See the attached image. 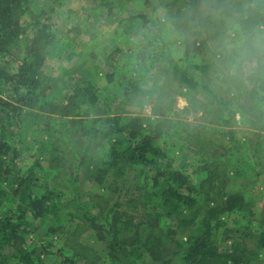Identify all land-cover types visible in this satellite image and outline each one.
I'll return each instance as SVG.
<instances>
[{"label": "rangeland", "instance_id": "rangeland-1", "mask_svg": "<svg viewBox=\"0 0 264 264\" xmlns=\"http://www.w3.org/2000/svg\"><path fill=\"white\" fill-rule=\"evenodd\" d=\"M192 1L62 0L53 14L57 42L47 51L44 97L66 103L74 88L90 85L99 98L77 117L25 108L13 138L18 166L35 169L38 192L49 188L57 196L28 239L38 254L42 243L52 250L41 252L42 264H66L65 257L73 264H125L110 257V223L119 212L148 227L135 186L152 185L166 160L145 174L120 166L104 184L85 178L79 160L84 152L103 159L111 146L121 149L118 128L136 114L161 123L166 134L157 144L193 182L211 172L216 191L244 196L241 209L223 216L217 239L222 248L243 242L252 264H264L257 243L264 231V53L249 50L241 58L240 35L231 31L247 0ZM33 2L39 12L45 0ZM142 64L148 68L139 73ZM175 68L189 70L196 85L182 82ZM134 76L142 94L131 88ZM9 181H0V216L15 207Z\"/></svg>", "mask_w": 264, "mask_h": 264}, {"label": "trees", "instance_id": "trees-1", "mask_svg": "<svg viewBox=\"0 0 264 264\" xmlns=\"http://www.w3.org/2000/svg\"><path fill=\"white\" fill-rule=\"evenodd\" d=\"M61 3L62 0H45L38 12L33 0H0V181L10 180L15 204L12 213L0 216V264H8L11 259L18 264H42L41 252H52L42 243L38 254L40 247L28 243L36 221L58 202L55 191L49 188L37 191L33 167L23 172L16 162L19 150L13 138L24 124V109L77 117L85 104L95 105L99 98L90 85L74 88L66 103L44 97L47 51L57 42L53 14ZM196 3L193 0L191 6ZM241 12L234 17L241 27L238 36L252 33L264 23V0H247ZM176 25L183 24L179 21ZM18 50H22L20 55L15 52ZM147 68V64H142L139 73ZM175 71L189 87L196 85L189 70L175 68ZM109 80L112 81V76ZM130 81L134 93L142 94L137 77ZM118 132L124 134L119 141L122 148L111 146L108 158L98 159L89 152L80 157V168L91 182L104 184L111 171L120 166L137 168L145 174L147 166L158 165L161 160L166 163L151 178L152 185L144 180L135 186L139 191L137 197H141L142 205L149 211L148 227L135 223L131 217L125 216L124 220L119 212L114 215L108 241L111 258L125 264H252L243 242L235 239L229 248H222L217 239L225 225L223 216L243 207L241 193L216 191L218 186L211 172L195 183L189 174L175 168L167 150L157 144L166 131L156 120L136 114L126 119ZM166 221L171 224L164 226ZM257 243L264 253V231ZM145 253L151 256L150 260ZM63 263L73 264L70 257H65Z\"/></svg>", "mask_w": 264, "mask_h": 264}, {"label": "clouds", "instance_id": "clouds-1", "mask_svg": "<svg viewBox=\"0 0 264 264\" xmlns=\"http://www.w3.org/2000/svg\"><path fill=\"white\" fill-rule=\"evenodd\" d=\"M231 31L233 33H240V25L233 23L231 25ZM237 46L241 58L244 52L249 50H255L257 54L264 53V23L258 25L252 33L241 34Z\"/></svg>", "mask_w": 264, "mask_h": 264}]
</instances>
